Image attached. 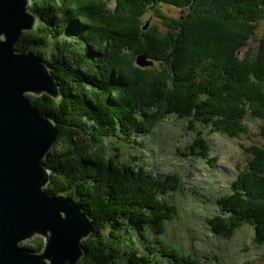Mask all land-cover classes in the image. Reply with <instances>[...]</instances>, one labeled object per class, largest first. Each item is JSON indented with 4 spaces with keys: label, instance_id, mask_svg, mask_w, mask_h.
<instances>
[{
    "label": "trees",
    "instance_id": "trees-1",
    "mask_svg": "<svg viewBox=\"0 0 264 264\" xmlns=\"http://www.w3.org/2000/svg\"><path fill=\"white\" fill-rule=\"evenodd\" d=\"M30 9L36 28L23 31L15 47L42 57L60 87L57 99L27 94L57 127L55 145L44 158L51 171L45 188L81 204L94 223L82 240L85 253L78 264H235L216 254L185 252L160 238L163 223L179 212L172 201L182 186L178 173L154 175L127 163L137 159L118 154V165L84 156V135L139 145L136 134L175 115L196 132L185 155L213 165L206 128L238 136L245 132L240 123L247 106L264 118V32L243 53L264 20V0H115L113 7L110 0H30ZM166 9L183 12L173 16ZM149 11L158 23L143 31ZM52 41L55 48L48 54ZM141 53L159 65L137 66L134 59ZM249 151L251 159L237 168L242 170L229 192L215 197L206 223L227 238L251 223L254 241L261 243L264 145L252 144ZM23 246L40 250L43 241Z\"/></svg>",
    "mask_w": 264,
    "mask_h": 264
},
{
    "label": "water",
    "instance_id": "water-1",
    "mask_svg": "<svg viewBox=\"0 0 264 264\" xmlns=\"http://www.w3.org/2000/svg\"><path fill=\"white\" fill-rule=\"evenodd\" d=\"M36 25L30 0H0V264H78L93 219L63 192L46 190L51 172L43 158L57 127L27 95L57 99L59 83L42 57L15 47ZM136 63L152 59L141 53ZM35 234L40 250L19 244Z\"/></svg>",
    "mask_w": 264,
    "mask_h": 264
},
{
    "label": "rangeland",
    "instance_id": "rangeland-1",
    "mask_svg": "<svg viewBox=\"0 0 264 264\" xmlns=\"http://www.w3.org/2000/svg\"><path fill=\"white\" fill-rule=\"evenodd\" d=\"M114 4L115 0H110V6L113 7ZM168 11L166 9V12ZM182 12L180 9L169 11L173 16H179ZM143 20V31L151 24L158 23V19L151 11L143 17ZM263 32L264 20L250 35L248 45L243 48V53L249 47L257 45ZM54 48L55 43L52 41L47 46L46 52L52 53ZM136 57L134 62L139 66L136 63ZM158 65V62L154 61L148 66L139 67H156ZM248 110H251L250 106L245 107V113L240 123L245 132H241L238 136L231 137L225 133L222 134V132H210L209 128L205 129L204 135L210 143L208 158L212 157L216 160L213 165L208 163L206 158L185 155V152H189L188 144L194 140L196 132L189 131L185 120L177 118L175 115H169L156 123L150 132L142 131L136 134L137 136L134 138H137L139 145L130 144L127 138L118 139L112 136L103 141H96L93 135L85 134L86 149L83 155L89 153L95 159H101L104 164L112 162L114 165H118L117 157L119 158V156L123 159L131 158V160L135 158L138 162L128 161L127 163L143 165L154 175L163 176L169 173H178L181 176V189L172 194V201L177 205L179 212L177 217L163 223L160 238L164 243L180 246L183 251L192 252L195 255L216 254L224 262L264 264V242L254 241V225L243 223L231 237L227 238L212 232L206 223V216L211 215L216 209L215 197L229 192L231 183L239 171L237 168L243 166V169L246 162L251 159L249 151L251 145H264L262 137L264 135L261 134V130L264 128V118L253 116ZM121 161L123 160L121 159ZM255 210L259 212L260 206L257 205ZM105 233L108 234V229ZM38 238L42 239V236L35 234L32 238L22 240L19 244H30L33 239L38 240ZM137 247L146 252L139 242Z\"/></svg>",
    "mask_w": 264,
    "mask_h": 264
},
{
    "label": "bare ground",
    "instance_id": "bare-ground-1",
    "mask_svg": "<svg viewBox=\"0 0 264 264\" xmlns=\"http://www.w3.org/2000/svg\"><path fill=\"white\" fill-rule=\"evenodd\" d=\"M86 91V90H85ZM100 160V159H99ZM98 161V160H97ZM103 164V163H102ZM105 169V168H104ZM60 193V192H59Z\"/></svg>",
    "mask_w": 264,
    "mask_h": 264
},
{
    "label": "clouds",
    "instance_id": "clouds-1",
    "mask_svg": "<svg viewBox=\"0 0 264 264\" xmlns=\"http://www.w3.org/2000/svg\"><path fill=\"white\" fill-rule=\"evenodd\" d=\"M152 62H153V60H152Z\"/></svg>",
    "mask_w": 264,
    "mask_h": 264
}]
</instances>
